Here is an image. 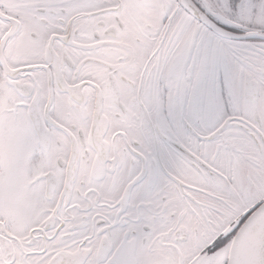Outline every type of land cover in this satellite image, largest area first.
<instances>
[{
    "label": "snow or ice",
    "instance_id": "1",
    "mask_svg": "<svg viewBox=\"0 0 264 264\" xmlns=\"http://www.w3.org/2000/svg\"><path fill=\"white\" fill-rule=\"evenodd\" d=\"M0 264H264V0H0Z\"/></svg>",
    "mask_w": 264,
    "mask_h": 264
}]
</instances>
